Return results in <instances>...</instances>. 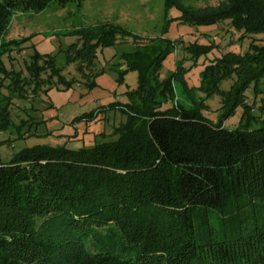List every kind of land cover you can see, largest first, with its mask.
I'll list each match as a JSON object with an SVG mask.
<instances>
[{
    "label": "trees",
    "instance_id": "obj_1",
    "mask_svg": "<svg viewBox=\"0 0 264 264\" xmlns=\"http://www.w3.org/2000/svg\"><path fill=\"white\" fill-rule=\"evenodd\" d=\"M72 1L0 0V39L17 10L40 13ZM166 6L180 9L186 24L228 22L240 39L264 36V0H224L201 13L180 0ZM71 34L82 45L69 49L67 64L83 73L95 66L98 48L131 38L120 75L137 72L138 86L129 103L111 108L127 116L116 141L79 150L38 145L7 162L0 157V264H264V124L242 121L229 130L202 116L199 103L163 110L159 96L182 80L160 79L170 47L143 52L142 36L110 23ZM219 61L203 87L219 91L223 79L235 77L228 101L234 93L245 120L246 90L264 78V42L253 39L245 55Z\"/></svg>",
    "mask_w": 264,
    "mask_h": 264
},
{
    "label": "rangeland",
    "instance_id": "obj_2",
    "mask_svg": "<svg viewBox=\"0 0 264 264\" xmlns=\"http://www.w3.org/2000/svg\"><path fill=\"white\" fill-rule=\"evenodd\" d=\"M180 1L194 13L219 8L224 2ZM180 16V9H168L166 0H73L63 6L52 4L40 13L17 10L0 39L6 70L0 73V130L5 126L1 118L11 102L8 126L0 131L2 161L38 145L79 150L118 139L115 130L127 116L111 108L129 103L128 92L138 86L137 72H129L123 79L120 75L125 69L124 55L133 50V40L121 39L114 47L98 48V59L90 71L83 73L77 64H67L69 49L74 44L82 45L71 33L103 23L142 36L143 52L170 47L160 79L168 80L175 74L182 80L173 83L167 96H159L163 110L172 105L192 109L199 103L202 116L229 130L237 129L242 121L252 128L264 124V78L258 87L254 83L246 90L249 114L245 120V107L235 104L234 93L228 101L235 77L223 79L219 91L203 87L204 75L214 70L219 60L234 53L245 55L251 41L263 43L264 36L240 39L242 33L228 22L200 27L183 23ZM50 59L60 69L56 75L48 66ZM38 68L39 76L33 77L31 70ZM183 82L188 88L181 85ZM11 89L17 93L12 94ZM138 126H143V119ZM212 221L217 223L216 218Z\"/></svg>",
    "mask_w": 264,
    "mask_h": 264
}]
</instances>
